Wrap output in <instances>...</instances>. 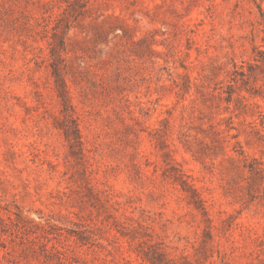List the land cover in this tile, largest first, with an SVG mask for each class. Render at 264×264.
I'll list each match as a JSON object with an SVG mask.
<instances>
[{"label": "rangeland", "instance_id": "obj_1", "mask_svg": "<svg viewBox=\"0 0 264 264\" xmlns=\"http://www.w3.org/2000/svg\"><path fill=\"white\" fill-rule=\"evenodd\" d=\"M0 264H264V0H0Z\"/></svg>", "mask_w": 264, "mask_h": 264}]
</instances>
